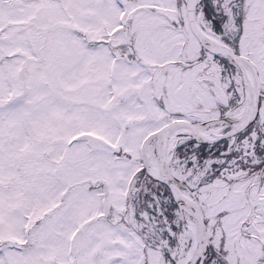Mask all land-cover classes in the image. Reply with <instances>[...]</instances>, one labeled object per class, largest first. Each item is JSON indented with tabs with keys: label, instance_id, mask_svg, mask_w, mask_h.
<instances>
[{
	"label": "snow or ice",
	"instance_id": "obj_1",
	"mask_svg": "<svg viewBox=\"0 0 264 264\" xmlns=\"http://www.w3.org/2000/svg\"><path fill=\"white\" fill-rule=\"evenodd\" d=\"M0 264H264V0H0Z\"/></svg>",
	"mask_w": 264,
	"mask_h": 264
}]
</instances>
